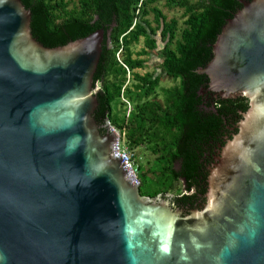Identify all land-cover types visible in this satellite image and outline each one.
<instances>
[{
  "label": "water",
  "instance_id": "1",
  "mask_svg": "<svg viewBox=\"0 0 264 264\" xmlns=\"http://www.w3.org/2000/svg\"><path fill=\"white\" fill-rule=\"evenodd\" d=\"M238 1L198 73L248 108L184 212L140 194L94 118L113 24L47 47L22 1L0 0V264H264V0Z\"/></svg>",
  "mask_w": 264,
  "mask_h": 264
},
{
  "label": "trees",
  "instance_id": "2",
  "mask_svg": "<svg viewBox=\"0 0 264 264\" xmlns=\"http://www.w3.org/2000/svg\"><path fill=\"white\" fill-rule=\"evenodd\" d=\"M21 1L31 12L32 36L47 47L65 45L113 24L110 46L105 38L93 77L94 86L99 85L94 118L101 132H106L107 121L124 132L138 163L141 150L150 151L152 161L147 162L146 168L139 163V169L153 174V187L141 195L155 197L159 193H173L180 197V204L190 206L203 198L204 188L190 193L205 181L201 180L200 184L192 178L200 170L199 156L209 139L202 134H210L221 123L217 112H245L248 101L246 98L213 99V93L206 90L207 78L198 69L211 59L212 43L241 3L238 0H165L167 7L183 9L184 27L177 37V20L167 21L155 5L160 0H76L71 10H68L69 0ZM150 14L153 20L148 19ZM157 31L164 42L159 50L160 71L141 73L138 70L146 68L144 56L156 48ZM141 38L144 45L134 52L133 47ZM164 81L172 85L161 88L163 98L160 99L156 92ZM177 161L181 163L179 170L174 168Z\"/></svg>",
  "mask_w": 264,
  "mask_h": 264
},
{
  "label": "flooded vegetation",
  "instance_id": "3",
  "mask_svg": "<svg viewBox=\"0 0 264 264\" xmlns=\"http://www.w3.org/2000/svg\"><path fill=\"white\" fill-rule=\"evenodd\" d=\"M213 99H217L218 97H214L212 94ZM245 97L239 96L235 98L234 100L239 101L244 99ZM248 101V100H247ZM214 112H217L214 110ZM242 110H238L237 113H218L217 112V118L221 120V123L216 126L213 130H211L210 134H202L203 138H206L209 136V139L207 140V145L204 147L202 156H199V163L201 165L200 170L196 171L192 178L195 180L200 181L205 180L202 184V186L193 187V189L190 191V193H195L198 190L201 191L203 188L205 190L203 194V198H200L197 200L195 204L192 206L190 205H180V197L175 195V199L171 200V206L175 209H182L184 212H188L191 209H194L195 207L201 206L205 202V193L207 190V176L209 168L216 162L217 157L219 156L221 147L224 145V143L230 139L233 134L237 132V122L241 118ZM201 137V134L199 135ZM181 167L180 162H175L174 168L176 170H179ZM205 184V185H204ZM167 199V198H166ZM171 199V198H170Z\"/></svg>",
  "mask_w": 264,
  "mask_h": 264
},
{
  "label": "rangeland",
  "instance_id": "4",
  "mask_svg": "<svg viewBox=\"0 0 264 264\" xmlns=\"http://www.w3.org/2000/svg\"><path fill=\"white\" fill-rule=\"evenodd\" d=\"M69 1H70V4L68 6V10H71V9H73V7L75 5L76 0H69ZM155 5H157V7L166 16L167 21H169L171 19L177 20V37H178L180 34V31L184 27L185 17L183 16V9H181L179 7H171V8L167 7L165 4V0H160ZM148 19L153 20V15L150 14L148 16ZM151 25L153 27L156 26L155 22H153V21H152ZM155 39H156V48L154 50L150 51V53L147 56H144V58L146 59V68L142 69V70H138L141 73H144L145 71H149V72H159L160 71L161 57L159 55V50L163 47L164 42L161 40V38L159 36V31L156 32ZM143 45H144V42H143V39L141 38L139 43L133 47V51L134 52L139 51L143 47ZM171 85H172V82H168V81L161 82L160 86L157 89L156 97L162 99L163 94L161 92V88L162 87H170ZM130 110H131V107L129 106L127 111L130 112ZM105 127H106V124H105ZM113 128L115 130H117L115 127H113ZM121 138L124 140L125 144L128 146L124 132L121 133ZM133 151L135 153V150H133ZM139 151H140V149H139ZM152 158L153 157H152V155L148 149L143 150V151L141 150V158H139V163L141 164V166L146 168L147 162H151ZM152 177H153L152 173H144L142 170L139 169L138 178L140 180V186H139L140 193L152 191V188H151V186L153 187V185H151L152 184L151 183ZM179 186H180L181 191L184 193V191H183L184 189H183V186L181 183ZM169 194H171L172 197H171V199H169L167 201L169 202V204H171V200L175 199V194H173V193H169ZM180 196H181V194H180ZM180 205H182V204H180ZM195 208H197V207H195Z\"/></svg>",
  "mask_w": 264,
  "mask_h": 264
},
{
  "label": "built area",
  "instance_id": "5",
  "mask_svg": "<svg viewBox=\"0 0 264 264\" xmlns=\"http://www.w3.org/2000/svg\"><path fill=\"white\" fill-rule=\"evenodd\" d=\"M109 123V122H108ZM108 126L112 132L116 135V142L119 147L120 159L126 164L128 169V181L132 185L140 186V180L138 178L139 163L135 158L133 149H130L121 138V132L115 130L110 123Z\"/></svg>",
  "mask_w": 264,
  "mask_h": 264
}]
</instances>
